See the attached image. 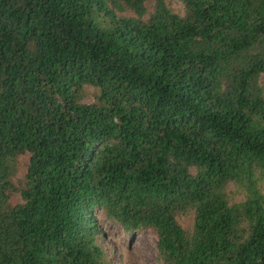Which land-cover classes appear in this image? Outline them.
Returning <instances> with one entry per match:
<instances>
[{
    "label": "trees",
    "instance_id": "trees-1",
    "mask_svg": "<svg viewBox=\"0 0 264 264\" xmlns=\"http://www.w3.org/2000/svg\"><path fill=\"white\" fill-rule=\"evenodd\" d=\"M168 1L0 0V264H264V0Z\"/></svg>",
    "mask_w": 264,
    "mask_h": 264
},
{
    "label": "rangeland",
    "instance_id": "rangeland-1",
    "mask_svg": "<svg viewBox=\"0 0 264 264\" xmlns=\"http://www.w3.org/2000/svg\"><path fill=\"white\" fill-rule=\"evenodd\" d=\"M170 8L177 14L183 15L184 8L177 0H169ZM153 0H146L148 13L152 12ZM130 16V14H123ZM94 89L87 87L84 103L93 101L92 94ZM28 165V156H21L18 159L17 181H22ZM230 204H237L245 199L243 189L230 183L225 189ZM22 201L19 194H14L11 198L13 205L20 204ZM177 222L187 232L192 230L194 221L193 210L177 216ZM98 225L104 233L103 248L109 253L112 264H161L157 251V239L151 230H145L137 235L131 236L121 229L120 226L106 220L99 214Z\"/></svg>",
    "mask_w": 264,
    "mask_h": 264
}]
</instances>
